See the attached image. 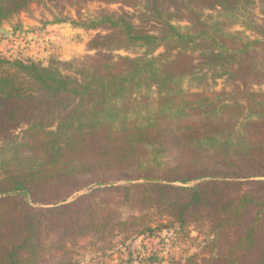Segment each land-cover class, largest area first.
<instances>
[{
    "label": "trees",
    "instance_id": "1",
    "mask_svg": "<svg viewBox=\"0 0 264 264\" xmlns=\"http://www.w3.org/2000/svg\"><path fill=\"white\" fill-rule=\"evenodd\" d=\"M38 1L0 0V25ZM143 1L140 24L81 23L107 32L72 74L0 58V264H76L79 238L158 215L208 228L205 255L179 264H264V0Z\"/></svg>",
    "mask_w": 264,
    "mask_h": 264
},
{
    "label": "rangeland",
    "instance_id": "2",
    "mask_svg": "<svg viewBox=\"0 0 264 264\" xmlns=\"http://www.w3.org/2000/svg\"><path fill=\"white\" fill-rule=\"evenodd\" d=\"M102 11L126 14L138 24L149 15L145 12L143 0H39L28 11L0 25V58L34 60L72 74L87 57L95 54L90 49L91 39L107 32L102 27L83 28L81 23L96 18ZM207 12L212 16L216 14L215 11ZM250 15L256 20L262 18L259 3L250 10ZM230 31L243 38H255L253 31L242 26L241 22L233 25ZM117 53L135 57L141 50ZM182 86L192 93H211L225 87V78L207 80L197 87L185 80ZM256 88L264 91V84ZM153 91L149 92L152 98L156 96ZM118 211L125 220L132 213L138 215L128 206H120ZM154 217L152 231L145 233H136L147 225L142 223L127 228L117 226L111 236L103 239L96 235L79 238L76 264H179L191 255H205L204 245L211 237L206 225L191 224L180 229L175 223L161 227L160 223H168V218ZM55 261L52 258L49 264H56Z\"/></svg>",
    "mask_w": 264,
    "mask_h": 264
},
{
    "label": "crops",
    "instance_id": "3",
    "mask_svg": "<svg viewBox=\"0 0 264 264\" xmlns=\"http://www.w3.org/2000/svg\"><path fill=\"white\" fill-rule=\"evenodd\" d=\"M56 28V27H55Z\"/></svg>",
    "mask_w": 264,
    "mask_h": 264
}]
</instances>
